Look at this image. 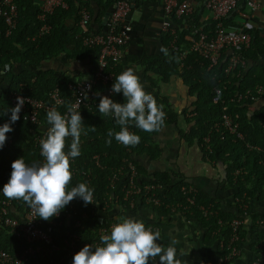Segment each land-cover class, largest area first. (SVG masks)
Wrapping results in <instances>:
<instances>
[{
	"label": "trees",
	"instance_id": "obj_1",
	"mask_svg": "<svg viewBox=\"0 0 264 264\" xmlns=\"http://www.w3.org/2000/svg\"><path fill=\"white\" fill-rule=\"evenodd\" d=\"M67 8H56L49 16L48 23L51 28L49 32L40 38L31 37L36 34L39 21L36 14L40 10V5L33 0H15L18 10V18L15 28L5 35V26L0 20V67L5 63L20 64L25 66L19 75H10L9 88L0 94V126L10 122L13 108L9 100V92L18 87L19 82H31V95L38 99H48V92L55 86L58 87L63 101L56 108L60 113L70 104L71 96L68 90V83L75 82L80 78L66 74H54L40 68L44 60L53 58L60 53H65L70 60H86L89 64V71H93L94 59L99 54V47L95 45H84L78 35L82 31L77 27L78 14L77 6L79 0H66ZM75 2V3H74ZM77 2V3H76ZM112 0H107V8ZM72 16V17H71ZM73 19L74 25H69V19ZM189 17L184 18L185 26L177 30L178 43L183 42V36L187 32H192L194 27H199L200 23L191 26ZM225 19V18H224ZM181 22V21H180ZM205 29L212 26V21L201 23ZM250 44L240 51L245 60V66H238L236 69L225 72L227 59L220 58L218 63L208 68V61L194 52H190L185 59L181 60L176 51L171 50L167 54L145 57L143 60L147 69L158 74L159 80L149 78L151 85L158 87L157 81L166 82L173 74H179L188 87V92L195 96L190 110L192 115L186 118L190 122V128L181 130L182 138L188 142L196 140L202 154L208 160L224 165L227 185L235 188L236 211H227L218 207L215 199L205 193L197 186L189 193L193 197V202L184 201L187 195L181 187L190 186V182L173 172H155L151 177H145L146 170L134 158V155L147 153L150 157L158 154L157 146L152 145V138L158 129L169 123H176L177 114L173 112L165 97L159 94L158 89H152L149 93L155 98L158 107L165 113L164 122L158 129L152 132H145L130 122L129 130L141 137L140 143L135 146H124L112 138V143L108 144V131L117 132L120 126L116 123L114 115H102L98 111L101 96H108L114 102L124 103L123 93H113L112 85L115 77L120 74L122 63L120 61L108 60L106 69L114 73L112 81L106 84H98L93 87L91 103L82 105L78 111L83 118V131L80 137V155L70 161V170L77 168L78 171L89 169V174L84 175L77 172L72 174V179L67 186L70 191L79 183H86L93 193L103 194L107 177L113 170L119 167L127 168V163L134 164L137 176L141 178V183H158L163 185V192L159 194L160 203H142L155 209L159 215L179 213L188 219L195 220L204 228V242L215 243L221 240L223 246L219 248L222 256L226 253V245L230 239V220L235 216H243L248 212L250 202L255 199L264 202V135L262 133V122L264 120V101L257 103L249 99L236 100L234 97L238 93H243L246 89L252 88L256 84L264 86V35H259L257 29L250 30ZM80 76V75H79ZM214 86L220 87V101L214 103L210 100ZM111 89V93H106ZM99 93V95H97ZM103 94V95H102ZM91 96V97H92ZM90 97V99H91ZM234 98V99H233ZM7 111V112H6ZM6 112V114H5ZM48 111L42 110L38 115L36 123L24 120L21 116L18 121L11 125L12 131L7 133L11 142L0 148V200L6 198L2 192L3 186L9 181L12 172V163L22 157L25 162L31 165L38 162L40 154L35 145L34 136L39 133L48 123L46 115ZM187 112L183 109L181 113ZM223 113L232 115L238 123V130L242 133V138L229 134L223 127H212L218 122ZM95 127V131L92 127ZM209 134V141L204 143L203 137ZM71 137L66 138L65 145L70 148ZM208 145L209 149L206 148ZM98 154L97 166L91 157ZM128 177L121 175L116 180L115 193L122 200L123 192L121 185L127 181ZM99 197V196H98ZM84 203V202H83ZM245 204V208H240V204ZM85 205V204H84ZM209 205L211 213L204 216L200 206ZM90 213L93 209L85 205ZM134 210V209H133ZM222 220L218 224L217 220ZM251 221L254 227V242L264 237V211L251 214ZM258 221H262L259 223ZM241 240L244 236L242 226L239 228ZM241 240L236 241L239 245ZM13 239L0 233V246L7 248Z\"/></svg>",
	"mask_w": 264,
	"mask_h": 264
},
{
	"label": "built area",
	"instance_id": "obj_2",
	"mask_svg": "<svg viewBox=\"0 0 264 264\" xmlns=\"http://www.w3.org/2000/svg\"><path fill=\"white\" fill-rule=\"evenodd\" d=\"M240 1L202 0L211 15V29L207 30L200 24L199 27H194L192 32L184 34L183 42L178 43V22L184 20L191 13L190 0H163L164 19L161 22V28L168 48L176 51L181 60L185 59L190 52H194L208 61V68L218 63L223 55L227 59L226 73L238 66H245V60L240 51L250 44V30L253 24L248 20L234 28L224 24V17ZM244 1L249 9L245 16L251 19L258 9V3L254 0ZM134 6V0H112L104 23L101 29L97 30L89 28L91 13L87 7L82 5L79 7L77 25L81 27L82 32L78 35L84 45L98 46L99 54L94 59L93 71L87 77L68 83L71 101L61 112L62 115L66 114L72 106H75L77 110L82 105L89 106L94 98L92 96L93 87L113 80L114 73L106 69L107 63L108 60L116 62L121 59L131 31L128 17ZM67 7L66 0H41L40 10L36 14L39 26L36 34L31 38L44 37L51 28L48 16L56 8ZM17 18L18 10L15 0H0V20L5 26V35L15 28ZM30 85L31 82H19L18 87L9 92L8 97L13 108L18 102L17 97H23L25 103L19 116L24 120L36 123L40 111L56 109L62 103L63 97L59 93L58 87L55 86L48 92V99L35 98L31 95ZM106 93H111V89H108ZM220 93V87L214 86L210 100L214 103L220 101ZM234 98L237 101L249 99L254 103L264 101V86L256 84L243 93H238ZM49 127L50 125L47 124L34 136L35 145L40 154L39 163L44 162L40 140L46 138ZM212 127H223L229 134L242 138L237 121L229 113H223L220 120L215 122ZM261 127L264 135V120ZM6 136L5 146L11 142L7 133ZM203 141L204 143L209 141V134L203 137ZM206 148L209 149L208 145ZM64 150L67 153L70 148L65 145ZM98 157V154H94L91 159L95 165L100 166ZM72 160L73 158H70V161ZM71 172L72 174L80 172V174L88 175L89 169L78 171L77 168H72ZM121 175L128 177L127 181L121 185L122 200L115 193L116 180ZM140 180L136 167L128 162L126 169L119 167L108 175L103 194L93 193V203L87 204L93 209L92 213L85 208L81 199L75 198L58 216H54L50 220L39 218L22 199L2 198L0 200V233L11 237L13 242L7 248L0 246V264H72L74 255L85 245L94 247L101 243V236L110 234L111 226L119 222L117 213L136 209L142 203H152L153 205L160 203L159 194L163 192V185L160 182L144 184ZM181 190L187 194L184 201L193 202V197L189 193L195 190L194 187L191 185L182 186ZM240 208L244 209L245 204L241 203ZM200 209L204 216L211 213L209 205H202ZM217 222L221 224L222 220L218 218ZM258 222L262 223V221ZM229 226L230 239L226 245V253L222 256L225 262H229L240 254L239 245L235 243L241 240L239 228L242 226V216L233 217ZM146 227L155 230L151 225ZM254 243L255 248L251 252L247 264H264V237ZM218 245L223 246L221 240Z\"/></svg>",
	"mask_w": 264,
	"mask_h": 264
},
{
	"label": "crops",
	"instance_id": "obj_3",
	"mask_svg": "<svg viewBox=\"0 0 264 264\" xmlns=\"http://www.w3.org/2000/svg\"><path fill=\"white\" fill-rule=\"evenodd\" d=\"M40 5L41 0H33ZM107 0H79V7L85 6L91 13L89 28L101 29L104 19L110 10V5L105 8ZM135 6L129 14L128 22L131 25L128 42L123 50L120 62L121 71L132 68L139 77L144 89L149 93L152 89H158L159 94L166 98L173 112L177 114L176 123L161 126L152 138V145L158 147L156 156L150 157L147 153L134 155V158L146 170L145 177H151L155 172L167 171L182 176L190 182L191 186H197L210 195L217 202L218 207L227 211H236V197L234 189L228 187L225 167L223 164L210 161L202 154L196 140L188 142L182 138L180 131L190 128V122L186 121L192 113V103L195 96L189 94L184 79L179 74L171 75L166 82L157 81L155 88L149 78L159 80L158 74L147 69L143 60L145 57L158 56L171 52L168 50L167 41L161 28L164 19L163 0H134ZM258 3V9L251 19L245 16L249 11L244 0H241L224 18V24L230 28L240 26L244 21L252 22L253 29H257L259 35H264V0H254ZM75 3V2H74ZM77 3V2H76ZM192 11L187 16L191 26L195 23H206L211 20L210 12L205 8L202 0H190ZM111 4V3H110ZM72 17V16H71ZM70 18L69 25H74ZM184 20L178 22V29L185 26ZM80 29L81 27L77 25ZM211 29L208 28L207 30ZM81 30V29H80ZM162 49H164L162 51ZM171 49V48H170ZM26 68L20 64L5 63L0 67V94L10 86V75H19ZM41 69L54 74H66L74 76V79L85 78L90 74L89 64L86 60H70L65 53L44 60ZM80 75V76H79ZM21 82V81H20ZM103 95V94H102ZM260 102V101H259ZM255 102L254 106H257ZM183 109L187 112L181 113ZM264 211V202L252 200L248 206V212L242 216V228L244 236L239 243L240 254L229 262H225L219 251V245L204 242V228L198 222L188 219L179 213L159 215L155 209L141 205L134 210H125L117 213L118 217H131L144 222L145 226H153L154 231L161 233L157 243L163 247L172 245L176 249V258L181 264H247L251 252L255 248V230L251 221V214ZM175 241V244L172 242ZM149 264H159L149 260Z\"/></svg>",
	"mask_w": 264,
	"mask_h": 264
},
{
	"label": "clouds",
	"instance_id": "obj_4",
	"mask_svg": "<svg viewBox=\"0 0 264 264\" xmlns=\"http://www.w3.org/2000/svg\"><path fill=\"white\" fill-rule=\"evenodd\" d=\"M112 91L123 93L125 102H114L108 96L100 97L99 113L114 115L120 126L117 132L108 131V144L112 143L113 137L124 146L139 144L141 137L129 130L130 122H134L137 128L145 132L158 129L164 122L165 113L158 107L153 95L145 91L132 68L115 77ZM17 101L14 108L7 110L11 112L10 122L0 126V148L6 143V133L13 130L11 125L20 119L19 113L25 99L17 97ZM46 120L50 127L46 138L40 140L44 162L29 165L23 156L15 160L10 179L3 186L2 192L9 199H22L39 218L50 220L58 216L75 198L81 199L85 205L93 203V190L86 183H79L70 191L67 190L72 179L70 158L80 155V137L83 131L80 111L72 106L62 115L51 108ZM92 130L95 131L94 126ZM68 137H71V144L66 153L64 149ZM117 219L119 222L111 226L110 234L101 236V243L94 247L85 245L74 255L72 264H149L150 259L154 262L157 257L159 264H181L176 258L175 247H163L157 243L161 235L158 230L154 231L151 227H146L143 221L131 217L121 216Z\"/></svg>",
	"mask_w": 264,
	"mask_h": 264
},
{
	"label": "rangeland",
	"instance_id": "obj_5",
	"mask_svg": "<svg viewBox=\"0 0 264 264\" xmlns=\"http://www.w3.org/2000/svg\"><path fill=\"white\" fill-rule=\"evenodd\" d=\"M234 191H235V189H234ZM253 200H255V199H253Z\"/></svg>",
	"mask_w": 264,
	"mask_h": 264
}]
</instances>
